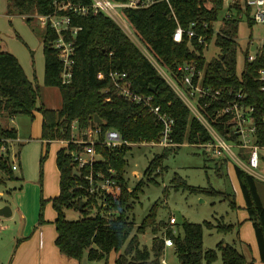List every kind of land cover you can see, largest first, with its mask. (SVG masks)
<instances>
[{
    "label": "trees",
    "instance_id": "trees-1",
    "mask_svg": "<svg viewBox=\"0 0 264 264\" xmlns=\"http://www.w3.org/2000/svg\"><path fill=\"white\" fill-rule=\"evenodd\" d=\"M63 1L8 0V13L11 17L22 16L27 23H33L35 13L39 16L53 15L57 11V4ZM70 1L83 6L91 4V0ZM198 2L199 0H174V7L180 25L187 29L191 23L196 22L197 34L207 35V44L200 43L197 38L191 41L185 39L181 43L175 42L173 34L178 25L169 17L165 2H159L149 9H127L123 11V15L133 28L138 42L163 69L174 73L180 64L195 63L199 69L205 71L207 85L220 89L234 87L247 92L248 103L256 108L254 116L257 122L258 143L264 146V124L261 122L264 117V93L260 90L261 83L254 80L256 70L264 67V56L252 64L245 62L243 71L239 73L236 52L238 46L236 37L239 34L240 24L243 20H247L251 27L255 22L250 17V12L247 18H240V12L237 11V17L226 20L225 27L217 34L214 24L222 14L220 12L222 3L218 2L213 9H205L199 8ZM69 14L72 18V27L82 28L73 39L76 54L71 84L62 83L63 66L58 59L56 49L52 46V42L57 38L56 32L47 27L43 33L44 84L60 90L62 96L60 109L39 106L40 86L27 77L14 54L0 47L1 138L18 137L17 130L7 125L3 126V121L21 115L34 119L35 113L40 111L43 118V139L48 142L70 141L74 124L80 131L95 127V115L104 121V125L100 126L103 131L101 138H104L106 131L113 129L118 131L122 139L128 143L159 142L164 126L158 118L144 107L119 95L110 74L121 72L128 75L132 91L140 95L153 96L154 105L160 106L163 113L174 119L172 138L175 143L199 145L210 141L211 136L206 128L115 21L102 13L79 16L70 11ZM204 23H208V28L203 27ZM66 39L72 38L68 34ZM213 40L222 50V54L209 62L205 57V51ZM247 53L248 50L246 57ZM99 74H103L104 78L99 79ZM151 88H155L156 92H152ZM206 103L203 100L200 102L201 112L204 117L213 121L222 104L213 103L207 107ZM227 120L228 117L223 116L216 123V127L226 139L230 140L227 135L228 127L221 123ZM80 147L82 148L69 144L57 155L60 194L52 200V205L57 212L54 221L57 230L56 245L63 255L77 260L80 264L84 258L90 263L98 261L107 263L109 255L114 252L118 254L116 264H159L166 249L165 238H169L174 243L175 253L181 264H214L219 256L223 264H253V260L249 261L235 245L225 241L219 242L215 249H205V230H215L225 235L236 229L234 224H212L210 221L203 223L185 221L181 226L182 232L178 234H175L173 230L175 228L163 224L165 231L162 236L154 239L152 248L144 247L139 250L137 238L132 236L135 224L130 222L125 214L129 197L132 196L124 178V154L130 147L122 146L108 150L97 146V151L103 154L105 161H99L95 169L114 179L118 189L116 193L106 197L90 196L85 201L87 205L83 210H80V203L83 202L80 197L89 195L79 186H88L84 178L88 170L81 171L82 177L79 172H75L77 166L71 154ZM171 151L165 148L161 156L155 157L146 174L151 175L156 172L160 168L162 159ZM110 169L115 173L108 172ZM235 172L241 182L246 208L253 220L259 259L264 264V203L256 179L238 166H235ZM15 179L12 161L0 153V183ZM172 187L176 190L205 192L201 188L190 186L177 174L172 180ZM135 192L133 190L134 195ZM104 202L108 207L102 206ZM232 207L235 208V201H232ZM70 208L80 211L82 217L69 221L65 209ZM93 209L99 210L92 213ZM153 219L152 215H148L136 228L137 233L144 232L146 223ZM43 222L41 216L40 223ZM123 249H125L124 253H122Z\"/></svg>",
    "mask_w": 264,
    "mask_h": 264
},
{
    "label": "rangeland",
    "instance_id": "rangeland-1",
    "mask_svg": "<svg viewBox=\"0 0 264 264\" xmlns=\"http://www.w3.org/2000/svg\"><path fill=\"white\" fill-rule=\"evenodd\" d=\"M223 23L224 21L221 19L216 21L214 26L217 34L221 33L224 27ZM130 29L132 32L134 31L132 27ZM44 30L45 27L37 13L34 14L33 23H27L22 16H9L8 0H0V47L14 54L27 70L31 79L41 86L39 106L59 109L62 106L60 90L56 87H47L44 84ZM260 38H264V25L254 23L250 27L247 20H243L236 37L239 73L244 69L247 49L250 47L252 49L253 43ZM130 39L164 78L163 73L168 71L160 69L153 56L135 37L130 36ZM220 54H222V50L216 46L213 40L207 46L205 57L210 62ZM3 122V126L8 124L7 121ZM15 125L17 130L30 142L27 144L28 146L26 145L23 153V158L26 156L28 171L26 170L24 181L15 179L0 183V209L5 206L11 208V205L19 207L22 203V207L32 220L35 219L40 223L42 216L43 224H53L57 212L51 203L55 199L54 197L60 193V179L55 157L64 145L60 143L61 140L49 143L43 139V118L40 111L36 112L34 119L26 115L18 116ZM82 132L78 131L77 135ZM76 138L82 140L81 135ZM150 143L152 142L130 143L126 145L130 148L124 154V178L132 193L125 214L129 221L135 224L132 236L137 238L139 250L144 247L152 248L154 239L162 236L165 231L163 224L177 223L178 225H174L175 229L173 230L175 234H178L182 232L181 226L185 221L191 223L210 221L212 224L235 225V231L225 235L219 234L215 230H205V249H215L222 239L228 243H232V240L237 238L248 240L249 230L252 237L256 238L253 220L246 208L241 182L235 172L233 161L229 165L221 167L222 163L216 164L199 147L185 143L180 147L171 148V153L162 159L160 168L148 175L146 170L151 161L165 152L163 146H152ZM40 147L43 148V152L40 151ZM14 148L16 151L18 150L16 145ZM43 158L44 160H42ZM23 163L25 166V160ZM176 174L186 180L190 186L201 188L205 192L174 189L172 180ZM256 181L264 203V182ZM133 190L136 191L135 195ZM232 201H235V208L232 207ZM98 210L93 209L92 213L98 212ZM65 215L69 221H75L82 217V213L74 208L65 209ZM148 215H152L154 221H148L145 231L137 233L136 228ZM8 224H21L20 217H0V260L7 259L12 249ZM148 230L152 231L149 233ZM124 252L125 249L122 253ZM214 264H223L221 256Z\"/></svg>",
    "mask_w": 264,
    "mask_h": 264
},
{
    "label": "built area",
    "instance_id": "built-area-1",
    "mask_svg": "<svg viewBox=\"0 0 264 264\" xmlns=\"http://www.w3.org/2000/svg\"><path fill=\"white\" fill-rule=\"evenodd\" d=\"M159 2H165L167 4L169 17L178 25L173 34V40L175 42L181 43L185 39L191 41L197 38L200 43L207 44V35L197 34L196 22L191 23L187 29L180 25L174 7V0H91V4L87 6L74 4L70 0H64L62 3L57 4V11L53 15L39 16L45 29L49 27L57 34V38L52 42V46L56 49L58 59L63 66V85H69L73 81L76 54L73 39L82 30L80 27H72L70 11L79 16H89L91 13L95 15L102 13L115 21L129 37H135L134 31H131L130 25L128 26V22L124 18L123 11L127 9H149ZM218 2L222 3V9L220 11L222 17H219L218 20L221 19L224 21V27L226 20L237 17V11L240 12V18H247L250 12V17L255 24L264 25V0H199L198 7L213 9L217 6ZM61 12L63 14H60ZM208 26V23H204L203 27L208 28ZM68 34L72 39H66ZM256 42L258 45L255 50H252L251 47L247 49L248 53L245 62L248 64H252L264 56V38H260ZM163 75L174 92H177L178 97L185 103L191 113L200 121L211 136L210 141L194 146L199 147L216 164L222 163V165L219 164L221 167L229 165L233 161L235 166H238L256 180H262L264 182V146L258 143L257 122L254 116L256 108L248 103V93L243 89L237 90L234 87L220 89L207 85L205 83V71L199 69L195 63L180 64L174 73L168 71L163 73ZM110 77L121 97L144 107L153 113L163 124L164 129L161 140L157 143L152 142L150 145H160L168 149L181 146L175 143L172 138L174 119L167 113H163L160 106L154 105L153 96L140 95L132 91L126 73L111 72ZM98 78L103 79V74H99ZM254 80L261 83L260 90L264 93V67L256 70ZM202 100L207 102V107L213 103L222 104V108L217 110L213 121L203 116L201 112L202 105L200 104ZM223 116L228 117L227 121L221 123L225 127H228L227 135L231 138L230 140L226 139L216 127V123ZM261 122L264 124V117ZM100 126L96 124L95 127L88 128L82 132L74 124L72 126L71 140L61 141L66 147L69 144L82 146V148L80 147L71 154L77 166L75 170L79 172L81 177V171L88 170L84 177L88 182V186H79L86 190L87 195H89L87 197H80L83 201H87L93 195L106 197L109 194L116 193L118 189L114 179L101 170L96 171L95 169L99 161H105L103 154L97 151V146L112 150L130 144L122 139L118 131L113 129L106 131L104 138H101L103 131ZM78 131L82 132L80 133L82 140L76 138L80 136L77 135ZM16 143H18L17 138L0 137V153L12 161L14 172L19 169L18 151L14 148ZM108 172L111 174L115 173L113 169H110ZM102 206L104 208L108 207L106 202L102 203ZM169 226L174 228V225ZM173 246V241L165 238V247Z\"/></svg>",
    "mask_w": 264,
    "mask_h": 264
},
{
    "label": "crops",
    "instance_id": "crops-1",
    "mask_svg": "<svg viewBox=\"0 0 264 264\" xmlns=\"http://www.w3.org/2000/svg\"><path fill=\"white\" fill-rule=\"evenodd\" d=\"M24 70L27 74V77L32 82H34L29 76L27 70L25 68ZM49 109L57 110V108L55 109V108H50V107ZM17 118L18 116L8 120L7 126L17 130L16 125H15ZM17 133H18V137H17L18 143H16V146L18 147L17 151H18L19 169L15 171L14 174H15L16 180L24 181L26 170L28 171L27 169L28 166H27L26 156L25 158H23V153L26 147L28 146L27 144H29L30 142L18 130H17ZM61 144L64 145L63 143ZM62 148H66V145H64V147ZM40 151L43 152V148L40 147ZM57 155L58 153H56L55 163H56V168L59 173V179H60V172L57 166ZM24 160H25V166L23 163ZM1 195H3V193H1ZM22 208H23L22 203L21 205H19V207H14L13 205H11L12 216L13 217L19 216L21 224H15V225L8 224V229L10 230L9 237L11 239L12 249L7 259L0 260V264H80L77 260L63 255L61 251L59 250L58 246L56 245L57 230L54 224V221L56 218L52 222L53 224H41V223H38L35 219L32 220L28 216V213L24 210V208L23 210ZM169 225L177 226L178 224L173 223V224H168V226ZM151 231L152 230H148L149 233ZM239 239L238 238L233 239L232 243H228L225 239H222L221 241H225L228 244L235 245L239 251L243 252V254L247 257L249 261L253 260V264H262L259 259L257 240L256 238L252 237L250 230H249L248 240L245 238H241L240 240ZM251 248H252V251L250 252ZM117 258H118V254L112 252L108 257L107 263L105 261H98V262H91V263L89 262V264H116ZM159 264H181L175 253V248L167 247L165 249L164 255L162 256Z\"/></svg>",
    "mask_w": 264,
    "mask_h": 264
},
{
    "label": "water",
    "instance_id": "water-1",
    "mask_svg": "<svg viewBox=\"0 0 264 264\" xmlns=\"http://www.w3.org/2000/svg\"><path fill=\"white\" fill-rule=\"evenodd\" d=\"M257 45H258L257 42H254L252 50H255ZM151 91L155 93L156 89L155 88H151ZM94 121H95V124L104 125V121L98 115H95ZM74 171L76 172V170H74ZM86 205H87V202H85V201L81 202L80 203V210H83V208ZM11 216H12V210H11V208L9 206H5V207L0 209V217L10 218ZM82 264H89L88 259L84 258Z\"/></svg>",
    "mask_w": 264,
    "mask_h": 264
}]
</instances>
